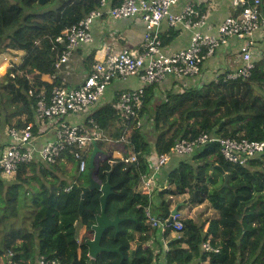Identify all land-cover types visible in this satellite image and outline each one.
<instances>
[{"label":"trees","instance_id":"16d2710c","mask_svg":"<svg viewBox=\"0 0 264 264\" xmlns=\"http://www.w3.org/2000/svg\"><path fill=\"white\" fill-rule=\"evenodd\" d=\"M22 1L27 5L39 3V0ZM53 1L54 7L25 12L19 1L0 0V55L7 49H26L22 62L9 67L0 78L2 136L9 127H23L35 120L31 87L44 85L47 91L52 87L40 77L31 83L27 73L36 69L56 74L54 81L62 84L65 64L55 66L62 50V46L55 45V37L100 4V0ZM122 1L113 0L112 5ZM179 32L173 27L163 31V43H170ZM257 41L260 43L258 37ZM254 61L256 67L248 79L227 77L228 70L233 71L241 64L238 62L234 68L221 72L217 82L211 76L208 83L203 80L183 91L166 90V97L156 96L154 86L150 85L146 87L142 109L131 119H125L120 112V94L91 111L90 116L96 118L102 129L107 128L111 117L126 123L122 132H115L117 139L131 128L128 141H120L125 145L124 156L107 154L100 159L98 154L92 168L98 181L106 183L110 179L112 185L107 215L113 218L118 210L121 217L131 218L121 222L118 233L111 227L102 237V246H121V253L102 251L96 258L90 256L87 241L94 236L92 226L101 212L102 191L93 188L83 194L82 176L90 171L89 162L86 171L80 172V162L74 158L77 149H68L62 154L65 160L59 158L54 164L35 160L21 165L12 178L0 173V210L6 212L0 211L4 228L0 258L11 250L24 262L47 255L59 259L61 264H264V154L251 158L246 165L235 164L226 161L219 144L212 142L191 155L174 154L178 160L167 165L169 170L164 167L166 180L159 182L153 194L138 190L141 176L151 171L148 158L169 152L180 137L193 139L205 131L223 137L264 139V94L256 90L264 85V53L254 54ZM147 119L155 134L153 142L143 129ZM137 120L143 121L142 126H136ZM33 130L38 133L37 126ZM3 139L0 136V151L7 142ZM106 142L97 141L102 152ZM132 154L135 161L128 160ZM65 162H70L71 169L63 173L67 169ZM29 171L33 175H28ZM32 179L39 183L33 185V191L29 188ZM89 183L88 174L86 185ZM184 193L189 194L191 203L208 200L219 213L208 220L207 230H204L207 222L188 216H182L181 231L172 227L162 231L148 222L146 208L164 220L173 209L172 198ZM155 194L157 204L153 201ZM181 209L179 206L180 212ZM78 223L86 226L80 241ZM155 239L158 242L167 239V247L159 244L156 250ZM206 240L210 241L211 249L204 248Z\"/></svg>","mask_w":264,"mask_h":264},{"label":"built area","instance_id":"2783aa9c","mask_svg":"<svg viewBox=\"0 0 264 264\" xmlns=\"http://www.w3.org/2000/svg\"><path fill=\"white\" fill-rule=\"evenodd\" d=\"M179 1L123 0L118 5L108 6L107 0H100L97 8L56 36L55 45L62 46L55 64L59 67L69 63L78 48L94 41L92 29L97 19L103 20L107 16L114 19L139 16L145 28L138 51L113 48L108 44L101 45L98 57L81 84H58L54 81L57 75L50 74V91H47L44 85L31 87L29 94L35 102V120L23 127L12 126L4 130L9 139L0 151V173L5 178H12L21 165L35 160L54 164L59 158L65 160L62 154L68 149H77L74 158L80 162V172L86 171L93 142L104 139L100 123L90 116V113L100 104L108 86L116 80L125 81L131 76H139L141 80L138 88L124 89L120 93V112L125 119H131L142 109L146 87H158L170 78L174 81L184 79L186 83L199 80L206 60L218 49L228 46L231 38L240 42L241 64L229 71L227 76L251 78L256 67L254 54L258 51L257 36L259 32H264V0H231L232 13L224 17L215 28L207 25V15L200 12V4L197 1H189L181 10L174 11L173 6ZM164 22L169 27L190 30L192 34L188 45L180 49L167 48L161 38ZM17 49H7L0 55V78L9 67L21 63L24 55ZM27 77L35 80L31 73L27 74ZM72 114H83L86 118L84 122H69L67 117ZM142 124L141 120H137L136 126ZM36 126L53 132L52 137L38 144L40 135L33 130ZM1 130L0 126V133ZM128 136V133L122 134V141H128ZM212 142L219 144L220 152L226 161L235 164L246 165L251 158L264 154V139L223 137L205 131L193 139L180 137L169 152L148 158L151 171L141 176L138 190L151 194L160 170L173 159L174 154L191 155ZM128 160L135 161L136 156L131 155ZM146 215L148 222L162 231L168 227L176 231L183 229V214L179 210L175 214L170 213L164 220L153 215L150 208H146ZM171 218L172 222H169ZM203 246L206 249L212 248L209 240H206ZM1 264L61 263L59 259L47 255L24 262L9 250L1 256Z\"/></svg>","mask_w":264,"mask_h":264},{"label":"crops","instance_id":"0c3cea01","mask_svg":"<svg viewBox=\"0 0 264 264\" xmlns=\"http://www.w3.org/2000/svg\"><path fill=\"white\" fill-rule=\"evenodd\" d=\"M189 1H197L200 4L198 9L201 13L207 15V25L213 28H215L224 19V17L231 14L233 11L231 0H180L175 6H173V10H181ZM112 2L113 0H107L108 6L112 5ZM169 28L170 27L166 24V22H164L162 26V32ZM92 31L94 41L78 48L69 63L65 64V66L62 68L63 73L61 74H73V72H77L79 74L76 79L71 77V80L68 82L65 81L64 77H62V82L68 83V86H77L84 81L85 77L89 73L92 63L99 55V47L103 44H108L113 48H128L133 52L138 51L141 48L145 28L144 22L139 16L127 19H114L107 16L103 20L97 19L93 24ZM179 31L180 32L178 35L170 43L166 44L167 48L180 49L188 45L192 32L190 30L182 29H179ZM257 37L259 38L260 42L258 43L259 51L260 49L264 48V32H260ZM17 50L23 55L26 53V50L24 51L22 48H18ZM262 52L263 51L260 50V54H262ZM22 58L21 60H23ZM238 62H240V42L235 38H231L228 46L218 49L211 58L206 60L202 70L203 72L201 75V81L204 79H209L212 75L218 73L220 74L221 72L228 70L229 67L234 68L236 65H238ZM30 73L31 75L33 74L34 77H40L43 80L49 81V79H52L50 74L40 73L36 69L27 74ZM30 80L31 83L35 82V80ZM140 85L141 80L139 76H131L125 81L116 80L112 82L106 89L98 107L103 105L101 103H108L117 95L119 96V94L124 89L138 88ZM173 85H175V81L174 79L170 78L166 80L163 85L158 87L154 86V93L156 96L160 95L163 97V92L171 89ZM85 118L86 117L82 114H72L67 117L69 122H84ZM149 123L150 121L148 120V123L146 124ZM38 129L39 130L37 132L40 135L38 144H42L47 138L52 137L53 135V132L47 129L43 130L41 126H39ZM3 135L4 136L0 134V136L4 138L3 140L7 139L8 141V134L5 132ZM175 160H178V158L173 157V160H171L172 162L170 161L169 163H173ZM168 164L165 166L167 167ZM174 164H176V162ZM164 167H162L156 178L155 187L159 185V182H165L166 180L167 175ZM169 169L170 167H167V170ZM151 194H153V192ZM153 201L158 203L156 194L153 195Z\"/></svg>","mask_w":264,"mask_h":264},{"label":"rangeland","instance_id":"374dc122","mask_svg":"<svg viewBox=\"0 0 264 264\" xmlns=\"http://www.w3.org/2000/svg\"><path fill=\"white\" fill-rule=\"evenodd\" d=\"M13 1H19L21 4H23L24 8L26 10L25 12H40V11H43L44 9H46V8L54 7L56 5L55 4L56 2L53 1V0L49 1V2H47V0H46L44 4H39L38 3V4H34V5H27L22 0H13ZM22 49L24 51L26 50L25 48H22ZM260 50L264 52V48L260 49ZM260 50L256 52L257 55L260 54ZM228 72H227V74H228ZM220 74L218 73V74L212 75V77H214V81L217 82L221 78ZM78 76H79V74L77 72H73V74H62V77H64L65 81H67V82L71 80V77L76 79V77H78ZM201 78L199 80L191 82V83L190 82L186 83V80L179 79V80L175 81V85L172 86V88H173L172 90L183 91L186 88L191 87V86H193L195 84L198 85L201 82ZM225 79H227V78H225ZM45 81H47V80H45ZM49 81H50V79H49ZM49 81H47V82H49ZM205 81L208 83L209 80L208 79H204V82ZM62 84L68 86V83H62ZM256 90H257V92H259L261 94H264V85L262 87H257ZM167 91L163 92V94H164L163 96L166 97ZM153 108H154V102H152V104H151V109H153ZM146 123H148V119L143 124L144 131L147 132L149 140L153 141L154 138H155L154 131L151 129L150 124H146ZM126 126H127L126 123L122 122V120H120L119 118L111 117L109 119V121L107 123V128L103 129V133H104L103 138L105 140H107V142H106L105 145L102 146L104 148L105 152H100L99 153V158L100 159L105 158V156L107 154H112L113 156H119L121 158L124 156L125 145L120 143V141H122L121 136L118 139L115 137V132H117V133L118 132H122ZM130 130H131V128H129V130L127 131L128 134H129ZM100 150H102V149H100ZM133 155L134 154H132V156ZM65 165L67 166V169L65 171H63V173H66L67 170L71 169L70 162H67ZM58 172H61V171H58ZM88 174H89V171H86V173L82 176V182H83L84 185H86V183L88 181ZM28 175H30V176L33 175V172L29 171ZM49 177L53 179L54 176L53 175H49ZM67 178L69 179L68 175H67ZM31 184H32V186H31ZM31 184L29 186L31 191L34 190L33 185H37V186L39 185L38 181L37 180H33V179L31 180ZM139 185H140V183H139ZM141 192H143V191H141ZM189 199H190V197H189L188 193H184V194H180L178 196H174L172 198V200H173V208L177 204H179V206H182L181 212H182L183 216L192 217L198 222L199 221L200 222H207L205 224V226H204V230H207V228H208V220L213 218V217L219 216V213L215 209H213L211 203L208 200H206L203 203H191V202H189ZM0 211L2 212V210H0ZM151 212H152V210H151ZM2 213L6 214V212H2ZM9 214L10 213H8L7 216ZM12 218L13 217H11L10 220H12ZM3 230H4L3 224L0 222V241L2 239ZM85 232H86V226L85 225H81L80 223H78L77 224L78 241L81 240V238H82V236H83V234ZM155 241L157 242L156 246H155L156 250H158L159 244H161V245L165 244V246L167 247V245H166L167 244V239L166 240L162 239L159 242H158V239H155ZM132 244H133V246H135L136 245V241H134ZM0 264H1V258H0Z\"/></svg>","mask_w":264,"mask_h":264},{"label":"water","instance_id":"95a60500","mask_svg":"<svg viewBox=\"0 0 264 264\" xmlns=\"http://www.w3.org/2000/svg\"><path fill=\"white\" fill-rule=\"evenodd\" d=\"M46 0H39V4H44ZM102 152L100 148L98 147L96 142H93V151L90 155L89 158V166H90V171H89V178H90V183L89 185L83 186V194L88 192L90 189L96 188L102 191L101 195V212L100 214L97 215L96 217V222L93 224L92 228L94 230V236L93 238L89 239L87 241V244L89 246L90 250V256L92 258H96V256L102 252V251H111V252H118L121 253V246L118 247H104L101 244L102 237L104 235V232L111 227H114L116 229V232L118 233L120 231V224L122 221L125 219H131L130 217H121L119 215V212L117 210L115 216L113 218L109 217L106 213V208H107V203H108V198L112 194V185L110 182V179L106 183H101L98 181L94 176H93V170L95 166V158L96 156ZM220 169L221 166L217 165ZM227 181V174H225V183ZM84 210V198L81 199L80 201V206H79V212L82 215ZM179 210V204H177L172 210L171 214H175ZM169 222H172V218L169 220Z\"/></svg>","mask_w":264,"mask_h":264}]
</instances>
